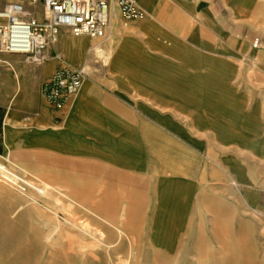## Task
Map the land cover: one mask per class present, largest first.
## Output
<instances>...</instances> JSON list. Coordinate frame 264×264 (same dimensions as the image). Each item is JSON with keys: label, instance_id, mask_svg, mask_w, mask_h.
Masks as SVG:
<instances>
[{"label": "rangeland", "instance_id": "374dc122", "mask_svg": "<svg viewBox=\"0 0 264 264\" xmlns=\"http://www.w3.org/2000/svg\"><path fill=\"white\" fill-rule=\"evenodd\" d=\"M124 31L101 42L111 58L94 60L91 72L118 71L116 82L129 84L120 101L151 122L138 127L150 174L103 175L117 183L109 190L104 181L103 191L90 176L80 192L53 186V161L1 155L49 188L21 195L0 183V264H264V52L212 30L182 33L185 47L152 52L142 35ZM155 114L165 119L160 128ZM167 174L174 180L161 184Z\"/></svg>", "mask_w": 264, "mask_h": 264}, {"label": "crops", "instance_id": "0c3cea01", "mask_svg": "<svg viewBox=\"0 0 264 264\" xmlns=\"http://www.w3.org/2000/svg\"><path fill=\"white\" fill-rule=\"evenodd\" d=\"M10 3L23 4L33 10L28 12L31 17L41 18L43 7L39 0L36 4L30 0H0V12ZM137 5L145 14V22L130 21L129 30L124 31L116 23L115 10L111 36L113 31L142 35L144 46L158 52L165 45L185 47L177 43L179 40L188 43L182 33L195 35L201 30H212L237 42L244 51L264 52V5L259 0H137ZM62 31L65 34L62 39L59 34L58 43L46 49L47 60L43 65L35 66L23 55H0V156L37 155L53 161L47 165L56 177L53 186L60 183L63 187H76L80 192L87 190L90 176L95 178V189L101 186L102 191L104 181L106 186L112 184L109 190L117 185L109 177L103 180V175L126 181L144 178L151 171L150 152L141 146L143 135L138 127L151 130V122L132 118L120 101L119 93L129 84L121 86L116 82L118 71L91 72L94 60L106 64V57L111 58L109 43L101 45L103 50L98 56L88 51L91 42L87 38H73ZM114 48L117 51L118 47ZM55 54L70 67H85L88 74L75 98L60 112L46 107L40 96L42 84L60 66ZM155 118L153 125L160 128L165 119L157 114ZM251 151L263 153L258 146H253ZM166 178L171 175H165L159 182L162 184ZM175 194L177 198L180 196L177 188Z\"/></svg>", "mask_w": 264, "mask_h": 264}, {"label": "built area", "instance_id": "2783aa9c", "mask_svg": "<svg viewBox=\"0 0 264 264\" xmlns=\"http://www.w3.org/2000/svg\"><path fill=\"white\" fill-rule=\"evenodd\" d=\"M40 19L29 15L20 3L7 4L0 12V55L18 54L35 65H43L46 49L55 46L61 30L72 37H83L100 43L111 36V22L116 10L125 22L143 19L144 12L137 0H39ZM264 3V0H259ZM38 0H30L36 4ZM89 47L88 50H90ZM60 66L42 84L40 96L46 107L55 112L64 110L79 92L86 72L73 68L55 54ZM0 183L12 191L42 196V187L36 179L23 172L13 171L0 163Z\"/></svg>", "mask_w": 264, "mask_h": 264}, {"label": "bare ground", "instance_id": "6f19581e", "mask_svg": "<svg viewBox=\"0 0 264 264\" xmlns=\"http://www.w3.org/2000/svg\"><path fill=\"white\" fill-rule=\"evenodd\" d=\"M73 38H83V37H73ZM102 44L100 43V44H95L94 46H92L91 47V51H93V52H95V53H98V56H99V54L102 52V46H101ZM89 51V50H88ZM105 63V62H104ZM84 68V70H85V72H86V68L85 67H83ZM6 161H7V159H6ZM7 163V162H6ZM18 172H22V171H20L19 169H18ZM48 186H45L44 187V189L42 190V196H44L45 194H46V192H47V190H48ZM67 222V221H66ZM68 224H70V223H68ZM73 228H74V226L72 225V224H70ZM75 229H78V228H75ZM81 229V231H83L84 233H86V234H90V229H89V227L86 225V226H83L82 228H80ZM82 232V233H83ZM84 235V234H83ZM124 264H128V261L127 260H125V262H124Z\"/></svg>", "mask_w": 264, "mask_h": 264}]
</instances>
